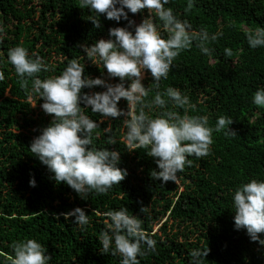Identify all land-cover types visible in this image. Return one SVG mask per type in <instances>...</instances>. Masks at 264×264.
I'll list each match as a JSON object with an SVG mask.
<instances>
[{"label": "trees", "instance_id": "trees-1", "mask_svg": "<svg viewBox=\"0 0 264 264\" xmlns=\"http://www.w3.org/2000/svg\"><path fill=\"white\" fill-rule=\"evenodd\" d=\"M186 4L187 0H169L166 7L180 19H188L193 29L206 27L210 34L222 31L223 35L209 45L214 49L211 56L202 54L195 43L182 51L167 79L160 81L159 89L152 87L147 99L168 86L177 87L196 105L195 110L188 109L190 115H207L210 126L220 115L231 117L229 130L236 135L214 132L210 154L189 157L193 163L178 174V185L162 184L150 176L153 169L159 171L155 158L144 149L128 151L120 140L123 117L103 118L88 106L85 113L99 123L94 146L119 150L117 166L126 169L127 175L107 194L89 193L84 199L66 183L51 179L47 166L30 153L33 138L52 115L40 107L43 98L28 99L11 64H0L5 77L0 81V264H8L12 242L25 238L45 246L52 257L49 264H119L118 254L101 252L98 235L105 227L103 213L120 207L140 216L145 231L157 241L155 253L138 257L140 264H189L194 248L209 249L203 264H264V245L252 241L246 229L234 227L232 209V190L253 178L264 179V107L252 103L255 90L264 87V47L253 49L246 39V30L264 27V0H194L188 12ZM90 15L79 0H0L4 28L0 54L6 61L8 49L23 44L50 66L39 74L42 79L59 75L75 58L85 64V75L118 83L119 77H108L106 69L86 57L81 45L109 39V28L128 22L101 14L96 27ZM148 15L147 8L129 12L134 21L129 27L134 30ZM225 48L232 50L231 57L224 55ZM142 82L145 87L153 82L148 71ZM104 90L94 86L82 92ZM118 104L127 111L124 98ZM108 127L111 132L105 133ZM109 136L117 143L108 144ZM32 177L34 187L29 185ZM77 206L90 216L83 230L74 217L66 220L62 215ZM141 206H147L148 212H140Z\"/></svg>", "mask_w": 264, "mask_h": 264}, {"label": "clouds", "instance_id": "clouds-1", "mask_svg": "<svg viewBox=\"0 0 264 264\" xmlns=\"http://www.w3.org/2000/svg\"><path fill=\"white\" fill-rule=\"evenodd\" d=\"M168 4L169 0H79L81 8L90 10L88 18L96 27L100 26L101 14L106 19L128 22L125 26L109 28V39L81 45L86 57L106 69L108 77H119L115 84L100 76L85 75V64L75 58L68 61L59 75L42 79L39 74L48 72L50 66L43 58L30 54L23 44L9 48L6 61L0 54V64L12 65L28 99L34 95L43 98L40 107L52 115L51 122L33 138L30 153L47 166L53 174L51 179L66 183L81 198L87 199L89 193L107 194L127 175L126 169L117 166L119 150L94 146V139L100 135L95 131L99 123L85 113L88 106L92 113L103 118L123 117L124 134L120 140L128 151L144 149L155 158L159 171L153 169L150 176L162 184L172 181L178 185V174L193 163L189 157L208 156L214 132L236 135L229 130L231 117L220 115L215 125L210 126L207 115H190L188 109L195 110L196 105L177 87L168 86L163 92L157 91L151 100L147 99L152 87L159 89L160 81L167 79L174 60L182 51L195 43L202 54L211 56L214 49L209 45L223 35L222 31L210 34L206 27L193 29L189 20L180 19L171 7H166ZM193 5L194 0H187L185 12ZM145 8L149 15L132 30L129 26L134 21L129 19V12ZM3 39L4 28L0 26V40ZM246 39L253 49L264 47V27L246 30ZM224 55L231 57L233 52L225 48ZM145 70L153 78L148 87L142 82ZM4 78L0 71V81ZM126 80L130 81L127 87ZM94 86H102L105 90L82 92L83 88ZM121 98L127 102V111L119 107ZM252 103L264 107V87L255 90ZM177 108H183V114ZM104 132H111V127ZM107 143L117 141L109 136ZM29 185H36L34 177ZM232 209L234 227L246 229L252 241L264 245V237L259 235L264 233V179L253 178L232 190ZM140 212L147 213L148 207L141 206ZM62 215L66 220L74 217L73 222L81 230L90 223V216L79 206ZM103 215L105 227L98 235L102 253L118 254L119 264H140L139 258L156 252L157 241L145 231L140 216L130 214L126 207L109 209ZM10 247L13 254L7 258L8 264H49L52 259L45 246L35 238L14 241ZM208 251V248L191 249L189 264H203Z\"/></svg>", "mask_w": 264, "mask_h": 264}, {"label": "rangeland", "instance_id": "rangeland-1", "mask_svg": "<svg viewBox=\"0 0 264 264\" xmlns=\"http://www.w3.org/2000/svg\"><path fill=\"white\" fill-rule=\"evenodd\" d=\"M146 75H147V71L145 70L144 78L146 77ZM34 104H36V103L34 101H32V105H34ZM36 106H37V104L34 107H36ZM39 111H40V109H39Z\"/></svg>", "mask_w": 264, "mask_h": 264}]
</instances>
